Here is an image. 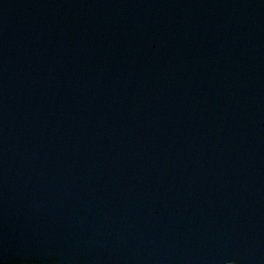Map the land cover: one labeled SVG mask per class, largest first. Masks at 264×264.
Returning a JSON list of instances; mask_svg holds the SVG:
<instances>
[{"label":"water","instance_id":"water-1","mask_svg":"<svg viewBox=\"0 0 264 264\" xmlns=\"http://www.w3.org/2000/svg\"><path fill=\"white\" fill-rule=\"evenodd\" d=\"M0 264H264V0H0Z\"/></svg>","mask_w":264,"mask_h":264}]
</instances>
